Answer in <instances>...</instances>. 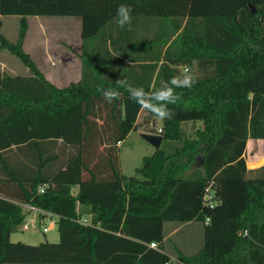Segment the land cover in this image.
<instances>
[{"label": "trees", "instance_id": "16d2710c", "mask_svg": "<svg viewBox=\"0 0 264 264\" xmlns=\"http://www.w3.org/2000/svg\"><path fill=\"white\" fill-rule=\"evenodd\" d=\"M121 4L132 9L130 60V29L113 33ZM0 14L20 15L17 38L0 30V48L30 70L0 72V264H166L164 222L189 219L203 222V245L177 251L178 259L264 264V165L248 169L242 156L247 138H264V0H0ZM53 14L78 15L84 41L108 40L107 64L84 61L81 78L66 86L45 77L23 39L27 15ZM142 16L157 17L146 38ZM114 60L119 73L110 75ZM193 62L196 83L175 89L160 146L135 174L122 173L118 142L141 108L117 80L153 91ZM103 89L121 96L106 103ZM189 120L200 123L191 137ZM210 183L212 206L204 200ZM20 202L56 214L58 239L12 241L25 218Z\"/></svg>", "mask_w": 264, "mask_h": 264}, {"label": "crops", "instance_id": "0c3cea01", "mask_svg": "<svg viewBox=\"0 0 264 264\" xmlns=\"http://www.w3.org/2000/svg\"><path fill=\"white\" fill-rule=\"evenodd\" d=\"M2 15V14H0ZM18 15V14H17ZM5 16V15H4ZM28 16V15H27ZM26 16V19H27ZM15 17H19L15 16ZM28 21V26H30V22ZM76 22L77 24V37H70L68 33H54V43H50V39L48 36H45V34L41 33L40 26H43V22L41 20H36V30L39 32L38 34H32L30 35L27 30L25 37L23 39V48L29 52L32 59L35 61L38 68L41 70V72L47 77L50 81L55 83L57 86H66L70 82L78 81L81 78L82 75V66L84 61L86 64L91 63L93 60H97L95 64L102 66L107 58H110L111 56L107 55V52L105 51L106 47L108 46V40H104L103 38H95L90 37L84 40H82V37L80 35V27H81V20L76 18L70 19V24L72 22ZM66 22H68L66 20ZM115 25H117L116 20L113 21V33H115ZM1 26V25H0ZM4 33V32H3ZM142 33V32H140ZM138 33V34H140ZM6 35V33H4ZM147 35L146 33H144ZM150 34V33H149ZM7 36V35H6ZM127 41L129 45L128 55L125 57L127 60L131 59L132 56V40H135L132 37V23L130 27V32L127 35ZM16 38V37H15ZM15 38L13 40H15ZM96 39V40H95ZM100 39V40H99ZM53 46H52V45ZM6 51H8L5 48H0V72H4V66L8 67L10 64L7 63L3 56H5ZM106 55V56H105ZM94 62V61H93ZM114 64L111 65L108 68V71H105L106 73H109L112 75L115 73H119V67L116 66V61H113ZM25 65V64H24ZM113 65V66H112ZM26 66V65H25ZM13 67V68H12ZM9 70L7 73L10 74H28L30 72L29 68L26 66V68H22L21 71H18V69H14V64L12 66L10 65ZM89 74V72H87ZM105 74V73H104ZM130 74V73H129ZM151 120H154L157 122L156 129L151 130L149 132L157 133V127L162 125V121L159 119L152 118ZM191 121V120H189ZM186 122V121H185ZM197 123V127H199L200 123ZM264 141V138H253L249 137L246 140V146L244 149V152L242 153V156L245 159L246 167L248 169L252 168H259L261 165H264V162H260L259 164L255 166H249V163H256L259 161L260 157L263 155L262 151H259L258 148H260L259 141ZM121 141L118 142V146ZM258 145V147H256ZM155 147L152 148V151ZM0 185H3V177L2 172L0 171ZM77 185L73 186V191L75 192L77 190ZM214 192V189L211 190ZM215 200V199H214ZM51 219L54 220L53 227L51 229H54L56 226V218L57 215L52 213L50 216ZM42 219L47 221L48 217L44 216L42 214ZM198 221L196 219H189L187 221L183 222H176V221H170L167 220L164 222V238L163 241H166L169 237H173V235L177 234V240L175 241L176 245V252L180 251L184 254H191L199 250L203 245V227L202 231L200 230V227L198 225ZM168 228V230H167ZM49 229V230H51ZM58 238V237H57ZM164 251H166L170 257H174L172 253L167 251L164 248ZM5 264H15V263H5ZM40 264H60V263H40ZM102 264H108V263H102Z\"/></svg>", "mask_w": 264, "mask_h": 264}, {"label": "rangeland", "instance_id": "374dc122", "mask_svg": "<svg viewBox=\"0 0 264 264\" xmlns=\"http://www.w3.org/2000/svg\"><path fill=\"white\" fill-rule=\"evenodd\" d=\"M17 14H9V15H0V30L2 33H6V37L12 41L16 37L17 38V33H18V28H19V17ZM76 18L80 19L78 15H28L27 19L30 22V26L27 28V32L30 35H36L39 32H37L36 28V20H41L43 22V26H40V30L42 34H45V36H48L50 39V43H54V33H68L69 36L71 37H77V24L76 22H72L70 24V19H75ZM140 23L143 21V26L144 28L138 27V29L142 32L144 38L147 36L144 33H152L154 28H155V23L157 21V17L150 16V17H145L142 16L140 18ZM66 20L68 22H66ZM151 20V25L152 29H149L148 22ZM28 22V21H27ZM149 31V32H148ZM101 34L96 35L95 38H100ZM15 38V39H16ZM96 40V39H95ZM100 40V39H99ZM128 43V42H127ZM52 45V44H51ZM53 46V45H52ZM6 49V48H5ZM108 49L111 50V45L108 43ZM8 50V49H7ZM6 55L3 56L6 58L5 60L7 61L8 64L12 66L14 64V69H18V71H21L22 68H26L24 63L21 61V59L15 55L14 53H11L9 50L6 51ZM106 56V55H105ZM106 63V61H105ZM107 64V63H106ZM9 65V66H10ZM4 66V73H7L9 70V66L6 67ZM184 66H187L188 69H184ZM13 68V67H12ZM179 70L184 73L188 72L189 74L192 73H197L199 70L197 69V66L195 63L191 64H185V65H180ZM146 111L143 109H140V112L137 117V124L136 128L130 130V132L126 135V137L120 142L118 146V160H119V165L122 173L126 175H133L135 174V169L139 167L142 164V157L146 154H150L152 148L154 147L148 140H146L142 134L144 132H149L151 130L156 129V124L157 122L154 120L149 119L146 121ZM155 119V118H154ZM198 121H186L183 123V128L185 130V135L188 137H191L194 135L195 130L197 129V123ZM185 136V137H186ZM260 143V148L259 151H262V156L260 157L259 161L256 163H249V166H255L259 164L260 162H264V141H259ZM59 145V143H56V146ZM258 147V145H256ZM264 173V169L261 171ZM23 210L25 213V218L22 223L18 224L16 226L15 231L11 232L10 234V239L12 241H17V240H22L27 243H38L41 240L48 239L51 241H55L58 238V231L55 226L54 229L48 230V231H43L42 230V224L44 223V219H42V213L41 211L34 210V209H29L25 208L23 206ZM30 215H35V227H32L28 224V227H24L25 223L29 221V216ZM44 216L48 217V213H45ZM26 221V222H25ZM46 222V221H45ZM198 225L200 227V230L202 231L203 227V222L198 221ZM168 230V228H167ZM177 234L173 235V237H169L166 241H164V248L172 253L174 257H177V252H176V245L175 241L177 240ZM203 236V235H202ZM15 264H34V263H15Z\"/></svg>", "mask_w": 264, "mask_h": 264}, {"label": "clouds", "instance_id": "9594fccd", "mask_svg": "<svg viewBox=\"0 0 264 264\" xmlns=\"http://www.w3.org/2000/svg\"><path fill=\"white\" fill-rule=\"evenodd\" d=\"M131 12L132 9L128 5L121 4L118 6L116 10L118 27L125 28L127 26L130 29L132 23ZM195 83V76L188 72L171 77L170 80L163 82L159 88H155L153 91H145L143 87H133L124 79L117 80L120 87L126 88L130 100L135 101L141 109L161 121L171 120L175 115L174 111L167 107L168 104H175L178 99L175 89L191 88ZM101 94L104 101L109 104L121 96L120 91L116 89H103Z\"/></svg>", "mask_w": 264, "mask_h": 264}, {"label": "built area", "instance_id": "2783aa9c", "mask_svg": "<svg viewBox=\"0 0 264 264\" xmlns=\"http://www.w3.org/2000/svg\"><path fill=\"white\" fill-rule=\"evenodd\" d=\"M184 69H188L187 66H184ZM161 130V127H157V133ZM212 185L211 183L208 184L206 187H205V194H204V200L206 201L207 204H209L210 206H212L214 203H215V200L212 199V196L214 194V192H212ZM39 191H43L44 190V186L41 185L39 186ZM214 189V188H213ZM20 204L22 205V207L24 206L25 208H29V209H34V210H38V211H41L42 214H45V213H48V219L47 221L42 224V230L43 231H48L49 229H51L53 226V222L54 220L51 219V215H52V212L50 211H47V210H44L42 208H39L29 202H20ZM35 215H30L28 218H29V221L27 223H25V226L24 227H28V224L32 227H35ZM82 222H87V218L86 217H82L80 219ZM209 220V216H205V222H207ZM26 222V221H25ZM150 246H153V247H156L157 246V243L155 241H151L149 243ZM166 264H189L188 262L186 261H182L180 259H178L177 257H170L169 260H167Z\"/></svg>", "mask_w": 264, "mask_h": 264}, {"label": "water", "instance_id": "95a60500", "mask_svg": "<svg viewBox=\"0 0 264 264\" xmlns=\"http://www.w3.org/2000/svg\"><path fill=\"white\" fill-rule=\"evenodd\" d=\"M254 9V8H253ZM142 136L148 140L155 148L159 147L162 141V135L154 132H144Z\"/></svg>", "mask_w": 264, "mask_h": 264}]
</instances>
